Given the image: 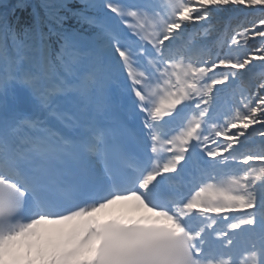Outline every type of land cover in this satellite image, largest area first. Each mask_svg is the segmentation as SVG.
I'll list each match as a JSON object with an SVG mask.
<instances>
[{
  "label": "snow or ice",
  "instance_id": "obj_1",
  "mask_svg": "<svg viewBox=\"0 0 264 264\" xmlns=\"http://www.w3.org/2000/svg\"><path fill=\"white\" fill-rule=\"evenodd\" d=\"M0 264H264V0H0Z\"/></svg>",
  "mask_w": 264,
  "mask_h": 264
},
{
  "label": "bare ground",
  "instance_id": "obj_2",
  "mask_svg": "<svg viewBox=\"0 0 264 264\" xmlns=\"http://www.w3.org/2000/svg\"><path fill=\"white\" fill-rule=\"evenodd\" d=\"M119 207H123V206L117 204V205L112 206L111 208H119ZM123 208H124V207H123ZM136 213H137V212H136ZM142 213H143V212H142Z\"/></svg>",
  "mask_w": 264,
  "mask_h": 264
}]
</instances>
